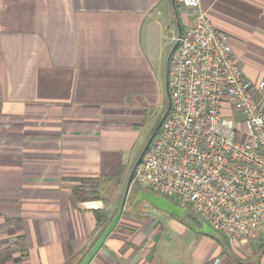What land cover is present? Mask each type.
Listing matches in <instances>:
<instances>
[{"label":"crops","instance_id":"obj_1","mask_svg":"<svg viewBox=\"0 0 264 264\" xmlns=\"http://www.w3.org/2000/svg\"><path fill=\"white\" fill-rule=\"evenodd\" d=\"M201 4L264 81V0ZM188 22L181 0H0V264H80L97 243L143 125L166 111L168 54ZM131 191L89 264H264V239L128 206Z\"/></svg>","mask_w":264,"mask_h":264},{"label":"built area","instance_id":"obj_2","mask_svg":"<svg viewBox=\"0 0 264 264\" xmlns=\"http://www.w3.org/2000/svg\"><path fill=\"white\" fill-rule=\"evenodd\" d=\"M181 1L189 22L170 59V111L136 165L134 183L188 205L228 238L260 241L264 81L247 78L229 34L201 0Z\"/></svg>","mask_w":264,"mask_h":264},{"label":"water","instance_id":"obj_3","mask_svg":"<svg viewBox=\"0 0 264 264\" xmlns=\"http://www.w3.org/2000/svg\"><path fill=\"white\" fill-rule=\"evenodd\" d=\"M178 17V16H177ZM182 25L179 23V31H178V37H180L181 33H182ZM179 45V39H176L169 51L168 54V76H167V85L169 86L170 84V59L173 55V53L175 52V50L177 49ZM168 95H170V91L168 90ZM170 111V106H168L166 108L165 113L163 114L162 118L159 121V124L156 128V131L153 133V135L151 136L146 148L144 149L142 155L140 156V158L137 160L134 169L132 170L130 177L128 179V183H127V187H126V191H125V195H124V199H123V203L122 206L119 210V212L117 213V215L115 216V218L113 219L112 223L107 227V229L104 231L103 235L100 237V239L97 241V243L93 246V248L89 251V253L86 255V257L82 260V262L80 264H89L90 261L92 260V258L97 254V252L99 251V249L103 246L104 242L106 241L108 235L112 232V230L115 228L116 224L118 223L125 203L127 201V197L129 195V191L132 188V185L134 183V179H135V171H136V165L141 161L143 155L145 154L147 148L149 147V145L151 144L152 140L154 139V137L156 136L157 132L160 129V126L162 125V122L164 121V119L166 118L167 114ZM142 201H147L149 202L152 206H154L155 208L173 214L177 217L183 218L186 213L188 212V208L184 205H181L180 203L166 197L160 194H157L151 190H145V189H140L138 192V195L135 199V202H142ZM202 231L206 234H211V235H216V231L215 229H213L209 224H204Z\"/></svg>","mask_w":264,"mask_h":264},{"label":"rangeland","instance_id":"obj_4","mask_svg":"<svg viewBox=\"0 0 264 264\" xmlns=\"http://www.w3.org/2000/svg\"><path fill=\"white\" fill-rule=\"evenodd\" d=\"M163 82H164V80H163ZM167 97H168V94H167V90H166V87L164 84V101H167ZM163 111H164L163 108L162 109L158 108V109H155L153 113H150L146 123L142 127L143 132L141 134L139 141L136 142L135 146L133 147V149L129 153V156H128L129 164L132 165V164L136 163L137 160L142 155V153H143L144 149L146 148L151 136L153 135L157 125L159 124L160 119L162 118ZM133 189L134 188L132 185V191L130 193L131 196H130V200L128 202L129 203L128 206H130L132 204V202L135 201V197L133 196ZM172 200H174V201H176V202L180 203L181 205H184L188 208V212H187L188 217L200 220V217L188 205L181 203L177 199H172ZM164 215H166V214H164ZM164 217H168V216L166 215ZM173 221L178 223V225H180V226L186 227L185 223L179 218L174 217ZM163 222L165 224H167L165 218H164Z\"/></svg>","mask_w":264,"mask_h":264},{"label":"trees","instance_id":"obj_5","mask_svg":"<svg viewBox=\"0 0 264 264\" xmlns=\"http://www.w3.org/2000/svg\"><path fill=\"white\" fill-rule=\"evenodd\" d=\"M133 196L135 197V194L141 189L139 187V185H137L136 183L133 184Z\"/></svg>","mask_w":264,"mask_h":264},{"label":"flooded vegetation","instance_id":"obj_6","mask_svg":"<svg viewBox=\"0 0 264 264\" xmlns=\"http://www.w3.org/2000/svg\"><path fill=\"white\" fill-rule=\"evenodd\" d=\"M157 126H158V125H157ZM156 128H157V127H156ZM155 131H156V129H155ZM155 131H154V132H155ZM138 192H139V191H138ZM138 192L135 194V199H136V197H137V195H138Z\"/></svg>","mask_w":264,"mask_h":264}]
</instances>
